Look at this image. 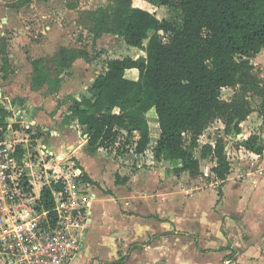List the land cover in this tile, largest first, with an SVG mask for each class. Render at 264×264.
Returning a JSON list of instances; mask_svg holds the SVG:
<instances>
[{"label": "crops", "instance_id": "obj_1", "mask_svg": "<svg viewBox=\"0 0 264 264\" xmlns=\"http://www.w3.org/2000/svg\"><path fill=\"white\" fill-rule=\"evenodd\" d=\"M149 2L132 0L134 7L145 10ZM90 4L84 6L83 0H0V44L6 37L3 47L8 53H0V103L14 117L22 111L20 121L29 123L30 129L53 132L47 145L41 146L55 155L60 171L65 161L77 166L74 171H79L80 183L90 196L83 246L71 264H264V174L251 166L255 153L243 146L250 135L261 134L253 130L259 125L253 122L259 109L252 108L240 123L243 128L229 136L234 140L226 142L231 169L224 181L212 170L216 158L202 156V150L194 153L203 172L199 176H191L189 171L176 173L177 164L156 160L153 147L160 136L157 115L148 123L150 145L129 161L126 157L130 154L121 158L114 148L100 149L95 155L85 150L89 137L78 120L69 117L72 100L94 98L90 88L106 72V62L123 58L113 56L98 64L99 58L92 52L97 45L88 49L65 44L64 33L81 26L82 11L104 7L108 0L95 8ZM39 36L42 39L36 40ZM26 48L41 53L27 60ZM62 48H82L88 58H77L62 71L58 89L54 83L58 74L54 73L35 86L34 62ZM251 63L264 70V47L251 57ZM137 70L128 69L126 77L137 80ZM65 98L70 101L64 102ZM151 125L156 127L154 135ZM245 126L251 131L247 133ZM73 127L78 130L73 132ZM223 136H212L213 143L200 146H215L217 138ZM139 138V132L130 138L134 146ZM235 141L238 147L233 146ZM62 154L64 158L59 160ZM140 157L146 162L135 165ZM117 176L126 181L118 183Z\"/></svg>", "mask_w": 264, "mask_h": 264}, {"label": "trees", "instance_id": "obj_2", "mask_svg": "<svg viewBox=\"0 0 264 264\" xmlns=\"http://www.w3.org/2000/svg\"><path fill=\"white\" fill-rule=\"evenodd\" d=\"M157 1L181 10V27L177 28L168 20L160 21L151 12L134 7L132 0H110L104 7L86 11L95 16L97 22L96 31L94 29L96 43L99 38H106L105 34H110L111 40V35L117 36L128 46L145 49L147 62L129 56L108 60L106 72L100 74L90 88L94 98L73 99L69 117L77 119L88 135L85 147L88 154L114 148L119 155L126 156L131 149L135 154H141L150 145L145 115L154 108L160 127L159 139L153 147L154 158L177 164L173 170L176 173L189 171L191 176H199L203 172L193 151L197 146L196 135L218 119L224 105L234 110L233 103L222 100V89L235 86L242 71L249 68L251 57L264 47V0ZM152 30L154 34L149 36ZM159 31L169 33V39L164 40ZM146 39H149L147 46L144 45ZM69 50V59L60 64V75L77 58H88L87 51L82 48ZM39 64L40 60L34 62L37 76L38 70L46 73L39 69ZM133 68L139 70L137 80L126 77V71ZM59 74L54 82L56 89L60 85ZM262 85L251 88L263 97L261 113L264 112ZM248 107L244 114L238 112L239 122L251 113L252 106ZM9 121H15L13 113L0 104L1 139ZM123 130L128 139L122 144ZM135 132H139L140 138L134 146L130 138ZM186 135H194L195 141L188 144ZM259 141L260 137L252 134L243 146L261 152ZM225 145L224 139L218 137L215 146L205 144L202 148V156L212 154L216 158L217 164L212 170L222 181L231 169ZM23 155L24 151L20 149L18 158ZM125 181L117 176L118 183ZM64 188L62 182H53L41 191L38 209L47 210L52 223L57 220V214L53 212L56 206L53 190Z\"/></svg>", "mask_w": 264, "mask_h": 264}, {"label": "built area", "instance_id": "obj_3", "mask_svg": "<svg viewBox=\"0 0 264 264\" xmlns=\"http://www.w3.org/2000/svg\"><path fill=\"white\" fill-rule=\"evenodd\" d=\"M2 132L0 128V136ZM27 146L29 137L27 141L0 137V260L3 264H71L83 246L90 196L79 184L80 175L62 173L45 146L37 150L45 157L41 155L36 162ZM20 149L24 155L19 159ZM130 152L135 155L133 149ZM254 153L251 166L264 174V148ZM25 166L36 167L33 175L39 176V184L35 185ZM53 182L65 186L53 190L55 223L47 210L38 209L43 187Z\"/></svg>", "mask_w": 264, "mask_h": 264}, {"label": "rangeland", "instance_id": "obj_4", "mask_svg": "<svg viewBox=\"0 0 264 264\" xmlns=\"http://www.w3.org/2000/svg\"><path fill=\"white\" fill-rule=\"evenodd\" d=\"M91 3L90 6L92 8H95L97 6H99L100 4H105L107 2V0H83V5L87 6L88 3ZM110 2V0H108V3ZM145 8L151 12L152 14H154L158 20L163 21V20H168L171 21L177 28L181 27L182 25V19H183V14L181 12V10L176 9V8H172V7H168V6H164L159 4V2L157 0H150L149 3H147L145 5ZM98 17L101 16L100 13L97 14ZM95 16H90L86 13V11H82L81 17H80V23L81 26L80 27H75V30L72 31V29L70 31H66L63 35V39L65 44H68L69 46L71 45H77L81 47H85V48H90L92 47L91 44H93V47H95L97 45L96 48H94V50H92L93 55L97 56L99 58V60L97 61V63H104L106 62V60H108L110 57H125V56H130L132 58H136L139 61H144L147 62V51L145 49H132L129 48L127 45H125V42L122 43L120 42L121 39H119V37L117 36H112V40L110 39V34H105L106 38H99L97 43H96V33L94 32V29L96 28L97 22L94 20ZM69 20L71 19V17L68 18ZM68 26H70V23L68 24ZM96 31V29H95ZM154 34V30H152L149 33V36H152ZM159 34L163 36L164 40H168L170 34L165 33L164 31H159ZM36 40L38 39H42L41 36H39L38 38H35ZM3 41L1 42H5L6 37H4V39H2ZM102 40V41H101ZM148 41L149 39L144 40V45L147 46L148 45ZM102 42V44H100ZM0 44V53L3 56L4 54L6 55L7 53V49L6 46L3 47V44ZM60 51V52H59ZM70 51L69 49H56L54 50V53L51 54L52 50L50 53H45L43 56L39 57L40 58V66L39 69H43L45 70L46 73H42L40 70H38L39 74L38 76L35 75L34 77V85H39L40 83H42L43 81H45L46 76H48V74L50 73H54V74H59L60 71V64L63 63L65 64L67 62V60L70 57ZM40 50L37 51H33V50H29L26 48L25 50V57H27V60H32L33 58H36L39 54H40ZM8 54V53H7ZM101 54H103L101 56ZM4 58V57H2ZM66 61V62H65ZM96 63V64H97ZM249 68H246L245 70L242 71V73L239 75L238 77V82L235 86L233 87H227L222 89V100L224 102H231L234 104V110H231L228 106L224 105L222 107V110L218 113V119H216L215 121H213L209 126L206 127V129H204L199 135H196V143L197 146L194 147L193 151L194 153L199 154L198 152L200 150H202V146H200V144H204V142H208V143H213L211 141V137L212 136H218L219 134H223L224 136L222 137L225 141V144L227 142V144L231 141H233L234 139H231L229 136H234L235 134H237L243 127H241L240 123H242L243 121H245L247 117L244 116V120H242L241 122H239V118L237 116L238 112L241 111V113H245L247 108L249 109V105L252 106V108H257L259 109V114H255L253 115L254 119L253 122H255L256 124H259L258 126H254L253 130L256 132H260L261 134L258 136L260 137V141L259 143L262 145V148H264V112H260V107L263 104V97L262 95H258L256 94L254 91H251L252 86H256L259 84H263L262 86H264V70H260L259 68H256L254 65H252V63L249 60ZM98 66V65H97ZM7 66L4 65L3 68H6ZM136 74L139 76V70L135 71ZM29 70L27 72V80L30 81L31 79V74L29 75ZM130 74V73H128ZM132 74V73H131ZM60 75V74H59ZM130 76V75H129ZM89 84V83H88ZM251 91V92H250ZM70 101L68 98L64 99V102ZM1 104V103H0ZM233 112V113H232ZM156 111L154 109H151L149 112L146 113V119L149 122H151L153 120V116H156ZM24 116V113L21 112H16L15 113V121L10 122L9 126L7 127V131H5L4 137H7L8 139H12V138H20L22 140H27L29 137V143L30 146H27L28 148V154L32 155V160L34 162H36V160L38 158L41 157V155L43 156V154H41L39 151H37V148L42 147L41 145H47L46 143L48 139H50L51 135H52V131H38L36 129H30V124L28 123H24L20 120H22ZM252 117V118H253ZM18 118V119H17ZM158 118V117H157ZM251 118V119H252ZM257 120V121H256ZM239 122V123H238ZM252 122V123H253ZM259 122V123H258ZM251 123V124H252ZM237 124L239 125V129L236 128ZM156 125V124H155ZM155 125H151L153 128V135L155 134V130L156 127ZM17 126V127H16ZM220 126V127H218ZM245 129L247 130V133L251 130L248 129L247 126H245ZM71 130H73V132H76L78 129H76L75 127H73ZM17 132L16 135L14 134V132ZM157 132V131H156ZM42 134V136L38 137V134ZM57 134V133H55ZM123 134V133H122ZM127 134V133H126ZM122 135L120 138V142L123 144V142L126 141V139H128L126 136L127 135ZM135 134V133H134ZM132 134V136L134 135ZM36 137H38L36 140ZM225 137L227 139H225ZM82 138H85L84 136ZM195 136L194 135H186V140L187 143L190 144L191 142L195 141ZM82 140V139H81ZM131 142V141H130ZM51 145V144H50ZM240 145V144H239ZM204 146V145H203ZM234 147H238V142L235 141V143H233ZM49 148H51V150L53 149V146H48ZM226 147V145H225ZM226 150V148H225ZM115 153H117L116 149H114ZM227 153V150H226ZM129 154H132L131 152H129ZM45 157V156H43ZM60 158V157H59ZM121 158H123V155H121ZM60 160V159H59ZM129 161V160H128ZM146 162L145 158L140 157L139 159H137L136 161H134V164H142L141 162ZM68 162V161H67ZM66 161L63 162V164L61 165L62 167V173H65L63 171H69L68 174H70L71 176H74L75 171L74 169L77 168L76 165H74L73 167H71V165H69ZM140 162V163H139ZM53 163V162H52ZM51 163V164H52ZM54 164H58V161H55ZM132 164V163H131ZM205 165V164H203ZM26 167V166H25ZM144 167H146V165L144 164ZM36 167H26L24 170L27 171L28 173H30V176L32 177L33 181L35 182V185L39 184V176L38 175H33L36 171L35 169ZM54 169V168H53ZM50 173H53V171H50ZM79 173V171H78ZM41 175H44V172H41ZM81 176V175H80ZM74 179V177H72ZM78 181L81 182L80 177L78 178ZM82 184V183H79ZM84 186V185H82Z\"/></svg>", "mask_w": 264, "mask_h": 264}, {"label": "water", "instance_id": "obj_5", "mask_svg": "<svg viewBox=\"0 0 264 264\" xmlns=\"http://www.w3.org/2000/svg\"><path fill=\"white\" fill-rule=\"evenodd\" d=\"M134 158V154H130L129 156L126 157V160H131ZM167 164L169 165V162H167Z\"/></svg>", "mask_w": 264, "mask_h": 264}, {"label": "bare ground", "instance_id": "obj_6", "mask_svg": "<svg viewBox=\"0 0 264 264\" xmlns=\"http://www.w3.org/2000/svg\"><path fill=\"white\" fill-rule=\"evenodd\" d=\"M63 158H64V155L63 154L60 155V158L59 159L62 160Z\"/></svg>", "mask_w": 264, "mask_h": 264}]
</instances>
